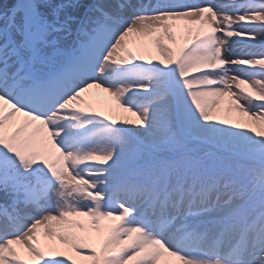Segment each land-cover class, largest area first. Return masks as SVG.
<instances>
[{"label":"snow or ice","instance_id":"snow-or-ice-1","mask_svg":"<svg viewBox=\"0 0 264 264\" xmlns=\"http://www.w3.org/2000/svg\"><path fill=\"white\" fill-rule=\"evenodd\" d=\"M0 264H264V0H0Z\"/></svg>","mask_w":264,"mask_h":264}]
</instances>
